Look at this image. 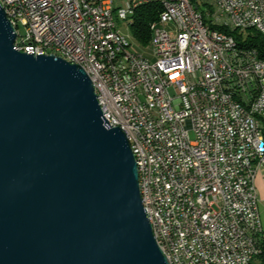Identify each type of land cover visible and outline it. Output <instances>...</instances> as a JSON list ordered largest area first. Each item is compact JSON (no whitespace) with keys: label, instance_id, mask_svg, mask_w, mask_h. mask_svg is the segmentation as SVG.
<instances>
[{"label":"built area","instance_id":"built-area-1","mask_svg":"<svg viewBox=\"0 0 264 264\" xmlns=\"http://www.w3.org/2000/svg\"><path fill=\"white\" fill-rule=\"evenodd\" d=\"M150 1L0 5L16 19V49L71 56L95 75L105 124L128 136L145 210L171 264H252L264 234L255 184L264 167V58L218 27L258 24L264 35V0H161L154 61L118 28Z\"/></svg>","mask_w":264,"mask_h":264},{"label":"water","instance_id":"water-1","mask_svg":"<svg viewBox=\"0 0 264 264\" xmlns=\"http://www.w3.org/2000/svg\"><path fill=\"white\" fill-rule=\"evenodd\" d=\"M16 38L0 5V264H169L86 69Z\"/></svg>","mask_w":264,"mask_h":264},{"label":"trees","instance_id":"trees-1","mask_svg":"<svg viewBox=\"0 0 264 264\" xmlns=\"http://www.w3.org/2000/svg\"><path fill=\"white\" fill-rule=\"evenodd\" d=\"M197 4L201 5V0H197ZM163 10L161 0H152L144 3L136 8L131 16L130 26L136 39L144 44L149 45L152 41L151 25L153 21L159 18ZM219 29L233 35L237 40L240 48L256 49L260 57L264 58V35L256 28L241 30L239 28H231L227 26H219ZM262 252L259 255L260 264H264V234L261 237Z\"/></svg>","mask_w":264,"mask_h":264},{"label":"bare ground","instance_id":"bare-ground-1","mask_svg":"<svg viewBox=\"0 0 264 264\" xmlns=\"http://www.w3.org/2000/svg\"><path fill=\"white\" fill-rule=\"evenodd\" d=\"M172 3H182V0H172ZM6 13H7V16H8V11H6ZM8 17L11 20L12 24L14 25L15 31H16V19H15V17L14 16H8ZM251 27L256 28L259 31V25L258 24H251ZM151 30H152V41H151V44L152 45H156L158 40H159V29L154 24H152L151 25ZM16 33H17V38L16 39H18V32H16ZM121 36H123L125 38V42L128 45H131V43L129 42L127 36L124 35L122 32H121ZM240 49H248V48H240ZM153 50H154V55H155V49H153ZM63 58H65L66 60L71 62V56H63ZM78 64H81L86 69V64L85 63H78ZM87 72L90 75V71H87ZM90 77L92 78V80L94 82V85H95V75H90ZM133 152H134V150H133ZM215 153H223V146H215ZM261 232H264V222H261ZM158 244L161 247V249L163 250L162 243H158ZM178 255L179 256H186L185 243H178ZM168 261H169V264H171L170 260H168ZM186 264H194V257H186Z\"/></svg>","mask_w":264,"mask_h":264},{"label":"rangeland","instance_id":"rangeland-1","mask_svg":"<svg viewBox=\"0 0 264 264\" xmlns=\"http://www.w3.org/2000/svg\"><path fill=\"white\" fill-rule=\"evenodd\" d=\"M122 4V0H115V5L119 6ZM118 28L120 29V31L127 36L129 42L131 43V49L135 50L136 52L143 54L144 56H146L147 58H149L151 61L155 60V55H154V50H153V46L150 42L149 45H144L142 43H140L136 37L134 36L133 32H132V27L128 24V21L123 20V19H118ZM19 31L21 33L25 32V28L24 26L20 25L19 26ZM193 135V134H192ZM263 177V176H262ZM262 182L264 184V177L262 178ZM258 191L260 190V188L258 187ZM252 264H260V259L256 258Z\"/></svg>","mask_w":264,"mask_h":264},{"label":"crops","instance_id":"crops-1","mask_svg":"<svg viewBox=\"0 0 264 264\" xmlns=\"http://www.w3.org/2000/svg\"><path fill=\"white\" fill-rule=\"evenodd\" d=\"M262 176L264 177V167H262L258 171L256 180H255L256 187L258 185V187L260 188L259 191L257 188V192H258V197H259L261 213H262V216L264 217V184L262 182V178H263Z\"/></svg>","mask_w":264,"mask_h":264}]
</instances>
